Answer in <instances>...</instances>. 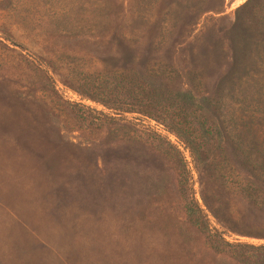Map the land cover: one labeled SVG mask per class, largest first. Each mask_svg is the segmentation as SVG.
Instances as JSON below:
<instances>
[{
    "label": "rangeland",
    "instance_id": "rangeland-1",
    "mask_svg": "<svg viewBox=\"0 0 264 264\" xmlns=\"http://www.w3.org/2000/svg\"><path fill=\"white\" fill-rule=\"evenodd\" d=\"M212 243H264V0H0V264H241Z\"/></svg>",
    "mask_w": 264,
    "mask_h": 264
},
{
    "label": "trees",
    "instance_id": "trees-1",
    "mask_svg": "<svg viewBox=\"0 0 264 264\" xmlns=\"http://www.w3.org/2000/svg\"><path fill=\"white\" fill-rule=\"evenodd\" d=\"M141 87V86H140ZM144 88V90H142ZM139 91L146 97V107H154L156 109H165L174 110L178 105H195L199 106V103L194 102V97L187 91L180 90H166L154 84L153 82L145 83V86L142 87ZM135 97V96H134ZM147 109V108H146ZM147 111V110H145ZM149 111V110H148ZM172 132L176 137L182 138L191 149H193L192 142L189 139V134L187 130L171 124ZM199 131L201 132V137H211L214 132L212 129L204 128L203 125L200 126ZM194 147V154H195ZM242 192L246 195H249L247 189L242 188ZM188 216L194 222L196 227H201L196 212L192 208L187 210ZM227 248H222L223 246L219 243H212V248L218 253H225L231 258H233L237 263L241 264H264V243L253 245V244H228L226 243Z\"/></svg>",
    "mask_w": 264,
    "mask_h": 264
},
{
    "label": "built area",
    "instance_id": "built-area-1",
    "mask_svg": "<svg viewBox=\"0 0 264 264\" xmlns=\"http://www.w3.org/2000/svg\"><path fill=\"white\" fill-rule=\"evenodd\" d=\"M162 127V126H161Z\"/></svg>",
    "mask_w": 264,
    "mask_h": 264
}]
</instances>
